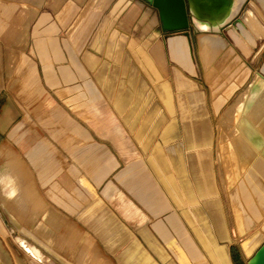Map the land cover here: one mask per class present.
<instances>
[{"label":"crops","instance_id":"crops-1","mask_svg":"<svg viewBox=\"0 0 264 264\" xmlns=\"http://www.w3.org/2000/svg\"><path fill=\"white\" fill-rule=\"evenodd\" d=\"M66 3L37 15L31 54L0 90L7 207L22 208L21 194L33 200L35 170L48 179L57 170L58 186L73 179L75 189L43 218L75 236L63 264H248L264 245V209L225 182L215 145L237 81L201 83L191 35L162 31L158 14L147 33L139 22L152 7L142 0L97 4L84 18ZM176 36L190 45L194 73L172 58ZM249 47L235 36L223 58L236 68ZM238 71L241 83L248 73ZM37 202L46 208L38 192Z\"/></svg>","mask_w":264,"mask_h":264},{"label":"rangeland","instance_id":"rangeland-1","mask_svg":"<svg viewBox=\"0 0 264 264\" xmlns=\"http://www.w3.org/2000/svg\"><path fill=\"white\" fill-rule=\"evenodd\" d=\"M41 1L0 0V90L3 86L9 88L12 81L11 77L15 74L13 71L17 70L15 67L20 65L21 60L25 55L31 54L33 44L31 40V28L37 15H41L46 11L52 16H55V12L63 10L67 5L66 2L72 0ZM74 1L75 4H77L78 9H80L79 14L82 15L81 18H84V16H88L91 8L95 7L97 4L106 6L112 0ZM53 3H55V5ZM257 6L261 15L257 13L256 16H258L260 23L264 26V3L258 4ZM146 8L149 10H147L144 15L141 14L142 20L139 23L144 24L147 21L146 32L148 33L149 31L157 30L158 28V25L155 22L157 11L148 6ZM246 8H249L248 5H246L240 15L232 21V27H225L218 34L228 48L232 47L233 37L242 33L240 22H242V16ZM202 11L205 13L204 15H206L210 12V8L204 7ZM63 12L66 11L64 10ZM136 16L137 13L133 17L135 18ZM192 28L188 33L191 35L193 44L192 53L194 63L199 68L198 80L207 85L213 83L218 85L219 83L222 89L226 84L233 83V81H237L239 85L231 97L226 101V104L223 106L220 113L216 116L215 145L219 151L221 165V167H219L225 177V182L228 183L234 181L236 184H240V177L238 178V176L235 175L237 173L235 172L236 168L234 171L233 163L229 160V148L235 140L234 132L237 126L235 118L239 114V108L243 105H240V103H244L247 100V92L252 86L256 74L259 73L260 75H263L264 32L261 33L262 35L260 34V36L252 35V43L249 47L250 51L247 52V55H241V59L238 60L239 65L234 68V65H231L230 63V59L227 57L223 58V49L225 47H223L222 50H219L214 48V45L211 43H203L199 46V34L194 27ZM204 28L206 32H210V27L206 25V23ZM239 69H241L242 72L246 71L248 73V76L242 80L241 83L238 82V77L240 76L238 74ZM206 73L208 78L206 77ZM181 85L182 83L178 84L179 87H181ZM8 149L9 146L5 148V150ZM8 157L9 155L7 151L0 153V176L11 173L2 169V165ZM49 174V179L48 177L42 178L41 174H38V171H34L33 184L40 199L44 200L47 205L45 209L37 207L39 206V202H37V192L35 191L34 195L29 196L33 199L29 202H26V198L21 194L20 196L23 198L24 202L23 207L18 208V210L15 209V211L13 210L12 213L5 204L3 197L9 186H6L4 190L0 189V264H63L62 262H64L63 259L65 257L66 260L69 261L68 258L72 256L75 242L74 234L61 235L60 237L58 224L55 225L54 221L44 219L43 214L47 213L48 208L53 210L59 209L57 201L59 195L73 194V190L75 189L73 179H70L71 184L64 185L61 183L58 186V171H50ZM62 175L64 174L62 173ZM66 175H68V171H66ZM240 186L242 191L246 190L245 194H250L254 198H257L256 205L258 207L257 209H259L258 211L263 210L264 206L262 205L264 204H261L258 201L264 199H258L259 196L257 197L254 192L252 179L246 178L244 183L240 184ZM262 203H264V201ZM259 214L262 223H264V213ZM61 224L63 225V223ZM59 239L61 241H59Z\"/></svg>","mask_w":264,"mask_h":264},{"label":"bare ground","instance_id":"bare-ground-1","mask_svg":"<svg viewBox=\"0 0 264 264\" xmlns=\"http://www.w3.org/2000/svg\"><path fill=\"white\" fill-rule=\"evenodd\" d=\"M263 3L264 0H224L218 7L207 6L210 12L204 15L202 11L204 6H198L193 0H189L191 24L199 34L198 45L211 43L214 48L222 50L225 43L218 34L223 28L232 27V21L248 5L249 8L244 10L242 22H240L242 33L238 34V37L249 47L252 43V35L260 36L264 32V26L256 16L257 13L261 15L257 5ZM205 23L210 27V32L205 31ZM169 45L173 60L194 73L191 62L192 53L187 39L183 36H176L170 39ZM175 46H181L182 53L175 52ZM156 48L159 49L158 46ZM252 83L248 92L246 91L247 100L240 103L243 105L239 108V114L235 118L237 122L234 132L235 140L229 148L230 156H228L233 163V170L236 168L235 175L240 177V184H243L246 178L252 179L254 192L257 197L259 196L258 199H264V196H260L264 195V71L263 75L257 73ZM243 191L246 193V190ZM263 201L258 202L264 204Z\"/></svg>","mask_w":264,"mask_h":264},{"label":"water","instance_id":"water-1","mask_svg":"<svg viewBox=\"0 0 264 264\" xmlns=\"http://www.w3.org/2000/svg\"><path fill=\"white\" fill-rule=\"evenodd\" d=\"M157 11L162 31L170 34L184 33L192 28L189 0H143ZM198 6L218 7L224 0H193ZM193 29V28H192ZM248 264H264V245Z\"/></svg>","mask_w":264,"mask_h":264}]
</instances>
